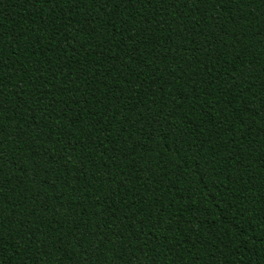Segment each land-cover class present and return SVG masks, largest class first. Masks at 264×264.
<instances>
[{"label":"trees","instance_id":"1","mask_svg":"<svg viewBox=\"0 0 264 264\" xmlns=\"http://www.w3.org/2000/svg\"><path fill=\"white\" fill-rule=\"evenodd\" d=\"M0 264H264V0H0Z\"/></svg>","mask_w":264,"mask_h":264}]
</instances>
